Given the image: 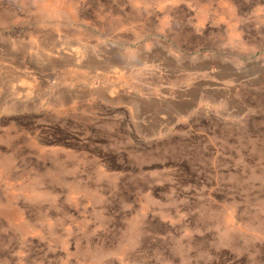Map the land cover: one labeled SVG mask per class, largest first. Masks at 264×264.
<instances>
[{
    "label": "rangeland",
    "instance_id": "374dc122",
    "mask_svg": "<svg viewBox=\"0 0 264 264\" xmlns=\"http://www.w3.org/2000/svg\"><path fill=\"white\" fill-rule=\"evenodd\" d=\"M0 264H264V0H0Z\"/></svg>",
    "mask_w": 264,
    "mask_h": 264
},
{
    "label": "crops",
    "instance_id": "0c3cea01",
    "mask_svg": "<svg viewBox=\"0 0 264 264\" xmlns=\"http://www.w3.org/2000/svg\"><path fill=\"white\" fill-rule=\"evenodd\" d=\"M162 66L164 67V69H166V68H165V64L162 63Z\"/></svg>",
    "mask_w": 264,
    "mask_h": 264
}]
</instances>
